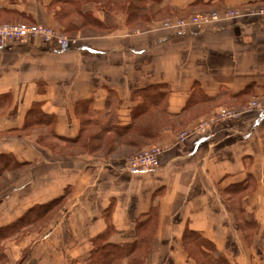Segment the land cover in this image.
<instances>
[{"label": "crops", "instance_id": "crops-1", "mask_svg": "<svg viewBox=\"0 0 264 264\" xmlns=\"http://www.w3.org/2000/svg\"><path fill=\"white\" fill-rule=\"evenodd\" d=\"M229 9L259 11L264 0H0V23L78 38L68 51L40 39L0 49V228L30 218L2 243L7 264L24 250L26 264H88L98 235L112 228L109 242L127 243L150 218L152 264H193L186 230L231 264H264V117L215 124L206 140L178 139L222 108L264 98V15L178 33L162 25ZM152 86L165 96L149 112L164 107L173 123L148 145L130 144L139 136L122 129L151 124L133 112ZM152 145L164 150L158 171L120 169L130 149Z\"/></svg>", "mask_w": 264, "mask_h": 264}, {"label": "trees", "instance_id": "trees-1", "mask_svg": "<svg viewBox=\"0 0 264 264\" xmlns=\"http://www.w3.org/2000/svg\"><path fill=\"white\" fill-rule=\"evenodd\" d=\"M59 1L67 2L68 0ZM153 88L154 87L152 86L139 91V95L144 98V101L141 106L133 112L134 118L146 115L150 113V109L163 104L165 93L162 91L160 95L155 94L154 97V90H151ZM161 88H164V86H161ZM155 92H158V89H156ZM160 114L166 115V110L164 107L162 108V111H160ZM148 125L149 126L137 128H132L131 126L122 130L125 133L134 130L141 140L157 137L159 135V131L162 129V126H158L157 121L155 126H153L152 123H148ZM138 141L139 140H133L130 142V144H135V142L137 143ZM59 201L60 200H55L48 206L38 208L37 210H39V215H44L46 212L45 209L52 207ZM26 217L21 219L19 222L0 228V264H6L8 259L7 254L3 249L2 243L12 236L18 234L22 227H24L26 223L30 222V218ZM156 230L157 222H153V219L151 218L147 221L137 222L127 234L130 236L129 242L115 244L109 242V237L114 232L112 228H109L107 231L98 235L92 240V250L90 251V254L87 258L88 264H150L154 251L153 249L156 245ZM145 233L146 235H144ZM149 233H151V236H149ZM185 245L187 249L185 251L189 259L195 260L197 264H231L226 256L217 250L213 243L206 239L199 232L186 230ZM145 248L146 250H144ZM192 248L196 250H191ZM196 254L197 256H195ZM196 257H201V261H199Z\"/></svg>", "mask_w": 264, "mask_h": 264}, {"label": "built area", "instance_id": "built-area-1", "mask_svg": "<svg viewBox=\"0 0 264 264\" xmlns=\"http://www.w3.org/2000/svg\"><path fill=\"white\" fill-rule=\"evenodd\" d=\"M260 11V12H259ZM255 12L254 15H264V9ZM243 14L239 10L228 11L223 14V17L214 14L210 19L203 16H194L189 20L178 19L176 22L167 21L163 28L172 32L178 33L189 27H205L209 22H219L222 20H233L239 21L243 18ZM253 15V14H249ZM212 16V15H211ZM30 39H40L45 44L54 45L58 51H68L75 48L78 44L76 40H71L64 36H61L55 30L44 27V26H23V25H7L0 26V49L8 48L11 44L26 42ZM257 113L260 117H264V103H254L249 105L247 108L241 110V112L233 109H221L218 116L215 118L208 119L200 122L193 128L184 131L179 136V143H184L191 137H198L199 140H206L211 136V127L215 124H219L225 121L236 119L237 117L243 116L244 114ZM164 154V150L160 147H151L149 150L129 158L122 171L130 174L137 173H150L158 171L161 167V158Z\"/></svg>", "mask_w": 264, "mask_h": 264}, {"label": "rangeland", "instance_id": "rangeland-1", "mask_svg": "<svg viewBox=\"0 0 264 264\" xmlns=\"http://www.w3.org/2000/svg\"><path fill=\"white\" fill-rule=\"evenodd\" d=\"M67 8V12L70 10L69 8L70 7H66L65 6V9ZM232 10H239V9H229V10H225L224 12H222V13H218V12H210V13H203V14H195V15H193V16H190V17H187V18H169V19H167V20H165L164 22H163V26H164V24H165V22H167V21H171V22H176L178 19H184V20H189V19H191V18H193L194 16H198V15H200V16H203V17H205V18H207V19H209V21H210V19L214 16V14H217L218 16H221V17H223V14L224 13H226V12H228V11H232ZM239 11H241V10H239ZM242 12V11H241ZM255 12H257V11H248L247 13H245V12H242L243 14H253V16H255L254 14H255ZM212 15V16H211ZM71 20H73V18H71V19H69L68 20V23H69V21H71ZM240 21V20H239ZM239 21H233V20H222V21H219V22H209L208 24H206L207 26H213L214 28H218V27H220V26H224V25H227V24H234V23H237V22H239ZM7 25H23V26H29V27H35L36 25H27V24H13V23H0V26H7ZM207 26H205V27H207ZM57 32V31H56ZM57 33H59L61 36H64V37H66V38H69V39H71V40H76L77 41V36H71V34H68V33H61V32H57ZM251 103L252 104H254V103H264V98H262V99H255V100H250V101H248V102H246V103H243V106H240V107H236V108H230V107H225V108H222V109H233V110H235V111H238V112H241V110H243V109H245V108H247L249 105H251ZM220 111H221V109L219 110V111H217V112H215L214 114H212V115H210L209 117H206V118H202V119H200L199 121H197L195 124H193L192 126H190L187 130H189V129H191V128H193L194 126H196L197 124H199L200 122H203V121H206V120H208V119H211V118H216L217 116H218V114L220 113ZM201 113H203V112H201ZM253 114H257L256 112L255 113H251V114H244L243 116H240V117H237L236 119H233V120H243V119H245V118H247V117H249V116H251V115H253ZM160 118L161 119V124L162 125H160V126H162V129L164 130V129H166V128H168V127H170L171 126V124L173 123L172 121H171V119H169L165 114H155V113H151L150 112V114H146L145 115V119L147 120V122L148 121H150L151 123H152V125H153V121H154V119L156 118V120H157V118ZM231 121V120H230ZM147 126H149V125H147ZM154 126V125H153ZM168 126V127H167ZM143 127V126H142ZM186 130V131H187ZM184 131H182L181 133H183ZM180 133V134H181ZM90 134L93 136L94 135V132H93V130H91V132H90ZM138 135V134H137ZM180 136V135H179ZM136 138V137H135ZM178 139H179V137H178ZM110 140V139H109ZM107 141L105 144H103V145H105V146H110L111 145V143H113L111 140L110 141ZM143 140V141H142ZM140 139L139 138V141H142V143H144L143 145H142V147L144 146V145H148V142L149 141H147L146 139ZM141 143V144H142ZM141 144H137V146H141ZM88 145V144H87ZM87 145H86V148H87ZM96 144H93V146H95ZM141 147V148H142ZM151 147H153V145L152 146H149V147H147V148H144V149H137V150H135V149H130V151H129V153H130V155L131 154H133V155H131V156H129V158H132V157H134V156H137V155H139V154H141V153H143V152H145L146 150H149ZM156 147V146H155ZM157 147H159V146H157ZM161 148V147H160ZM88 149V148H87ZM74 153V150L73 151H71V150H66L64 153L65 154H71V153ZM162 158H163V156H162ZM162 158H161V163H162ZM124 164H125V162L122 164V165H120V169L122 170V168H123V166H124ZM161 168V167H160ZM125 172V171H124ZM154 227V226H153ZM152 229V228H151ZM143 235V234H142ZM144 235H146V233L144 234ZM143 235V236H144ZM149 236H151V233H149ZM168 243H169V241L168 240H166L165 241V244H164V246L165 245H167L168 246ZM147 248V247H146ZM146 248L144 249V250H146ZM191 250H196V249H191ZM165 252H163V258H162V262H164V260H169V253H168V251H166V250H164ZM195 256H197V254L195 255ZM30 258V254H29V250H24L23 251V253L22 254H20L19 255V258H18V261L16 262V264H26V263H28L29 262V259ZM199 261H201V257H196ZM200 258V259H199ZM192 260V262H193V264H197L196 263V261L195 260H193V259H191ZM7 262H8V259H7ZM31 264H32V261L30 262ZM148 263V262H147ZM7 264V263H6ZM150 264H152V259H151V263Z\"/></svg>", "mask_w": 264, "mask_h": 264}]
</instances>
